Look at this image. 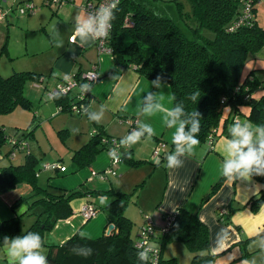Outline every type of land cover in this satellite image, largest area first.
<instances>
[{
	"label": "trees",
	"instance_id": "trees-1",
	"mask_svg": "<svg viewBox=\"0 0 264 264\" xmlns=\"http://www.w3.org/2000/svg\"><path fill=\"white\" fill-rule=\"evenodd\" d=\"M52 1L48 0V5ZM167 1L176 3L181 17L187 23L189 21L193 23L186 31L189 36L175 21L150 8L147 0H121L115 12L109 38L116 64L122 69L134 67L141 76L150 80H154L157 75L162 76L171 88L172 97H175L173 107L182 104L186 113L195 110L201 113V130L198 134L201 141L208 142L211 134H214L215 140L217 139L219 135L216 129L223 120L226 108L230 109V115L225 119V124H233L236 115L242 116L240 107L249 106L247 120L255 125H264V97L260 99L252 97L260 81L256 75H250L242 81L248 57L264 47V27L258 25L255 16L256 5L262 0H186L191 4L192 13H185L183 3L179 0ZM248 2L253 3V19L249 24L230 31L234 20L242 13L243 6ZM26 5H33L36 9L33 3L20 6ZM127 17L135 23L133 27L125 25ZM6 50L5 44L2 51ZM75 77L79 79L81 74ZM46 78L48 77L44 74L33 71L15 72L8 76L0 74V116L10 115L18 108L33 110L32 101L25 93L26 85L45 84ZM94 83L90 84V89ZM55 90L51 93L60 113L71 112L76 101V91L61 94L54 93ZM196 91H200L201 96L193 103L189 96ZM90 96L91 93L86 101L89 112ZM83 113L85 112L80 114ZM134 125H131L132 128ZM230 131L225 130L224 133L230 136ZM33 135L34 132H29L26 128L23 137H11L7 135L4 126L0 125V151L6 158L11 159L13 153L20 149L23 143H28V137ZM110 139L112 137L96 132L85 146L75 152L73 158L82 167L90 164L99 153L106 152L107 144L104 141ZM9 146L10 149L6 152ZM172 146L176 149L174 143ZM19 153L24 155L22 164H12L0 169V195L13 191L20 184L30 185L33 192L12 206L15 216L0 220V247H3L4 236L11 238L36 232L45 239L46 233L52 231L59 222L69 220L73 216L71 207L73 200L82 197H107L111 202L105 210L111 216L116 231L97 239H90L77 233L62 245L49 246L50 252L47 256L49 264H141L137 258V252L140 250L131 238L133 222L126 216L133 194L114 190L91 191L82 187L70 191L42 187L39 184L41 170L38 167L39 159L28 150ZM167 155L162 152L158 164H164ZM121 159L132 167L145 164L133 159L130 151L123 152ZM56 169L58 170L59 166ZM253 178L264 184V176ZM224 180L223 178L214 187L213 193ZM144 183L140 187H143ZM263 205L264 190L249 203L254 212H258ZM22 206H26L27 209L18 214L16 208ZM94 207L97 212L95 205ZM227 211L228 215L225 218L219 214L223 221L224 219L227 221L235 212L231 209ZM26 217L35 219L27 229L24 228L23 222ZM168 217L172 220L169 228L161 236L159 259L155 263L150 258L148 264H177L176 258L163 257V248L176 242L185 243L192 252L191 264H215L218 256L211 252L210 231L199 215L179 208L165 219ZM77 246L91 248L93 254L88 257L77 255L72 251Z\"/></svg>",
	"mask_w": 264,
	"mask_h": 264
},
{
	"label": "crops",
	"instance_id": "crops-1",
	"mask_svg": "<svg viewBox=\"0 0 264 264\" xmlns=\"http://www.w3.org/2000/svg\"><path fill=\"white\" fill-rule=\"evenodd\" d=\"M41 2H43V0H0V11L4 14L3 18L0 19V22H4L6 20L9 25H13V21L14 24H17L19 23V18L16 13H13L18 9L17 7L27 3H33L36 5L40 4ZM73 2H75V0H73ZM41 12H37L35 17L32 19L34 20V23L38 22V25H40V21H42V24L44 23ZM74 21L75 20H73L71 23L75 24ZM26 24L28 26L30 24V20H28ZM32 27L33 24L30 25V31H35ZM74 29L75 27H71L69 29V39L75 34ZM41 30H46V27L42 26ZM49 36L51 37V35ZM95 49V43L84 47L79 46V38L77 37L75 42H72L71 40L70 42H67L65 50L62 53L60 52L54 67L58 74H55L53 70L49 74H45L44 71L36 68H31L30 66H27L22 70H18L17 72L33 71L42 73L45 76H49V78H46V83L43 84V86L48 90H55L60 83L72 79L79 74L87 72L90 69V64L92 62L98 64L97 71L101 75V78L99 81L94 83L90 89L91 96L89 109L90 112H98L100 111V107L103 106L105 109L104 119L102 120V122L96 123L90 121L88 117L86 118L98 130L97 132H100V134L104 133L106 136L118 137V139L121 140V134H118L119 136H116V132H114V130L116 129V124L119 120L126 122V120L128 119H132L130 121H132L135 125L132 128L131 124L128 123L130 125L129 134H132L131 132L135 131H133V129L140 130L141 126L144 124L150 125L156 133V135L153 136L154 142L146 147L142 146L141 154L139 156L136 153L137 143L132 145L130 149H123V146H121L122 153L130 151L132 153V158L136 161L144 162L145 164L143 165H148L147 161L150 162L148 166H152L153 169L151 176L155 175L156 170H163L164 172L162 174L165 175L168 181L165 187V191H163L159 199H157L153 203L152 208L146 209V206L141 200L143 189L151 181V179H146L144 181L145 183L143 187H140L142 183L136 186L134 192L131 193L133 194V196L130 203L133 202L134 204L138 205L144 216L152 213L150 215H153L154 218H156L158 221L161 218H165L168 215L174 214L179 208H184L191 213H197L201 221L205 223L209 228L211 249L215 245L217 233H219L221 229H227L232 240L231 248L228 249V252L236 249V253L239 257L236 261L233 262V264L236 262L240 264L241 259H251V257L249 258V255H252L257 250H261L260 240L257 236L264 235V205L258 213H254L251 211L249 203L253 197H257L262 192V190H264V184L256 181L254 178H252L251 182H238L236 184H228L224 180V183L221 184V186L216 190L215 193H213V189L216 186L214 183H216L218 179L220 182L221 179L224 178L221 172L222 161L226 158L224 146L227 142V139L231 138L230 136H227L224 131L231 130V126L233 125L229 123L225 124V119L230 115V109L226 108V110L224 111V123L222 122L220 124V128H218L219 136L214 141L213 145H210L209 142L199 140L200 143L195 147L192 155L186 154L185 156L179 157L183 161V167L170 170L167 167V161L164 164H158L161 158H159L157 162L148 160L150 159V153L156 146L157 141H163L165 143L163 154L167 155L170 153H175V149H173L172 144L173 136L176 132V127L169 128L167 127L166 123L169 119L166 109H170L173 107V99L171 98L172 92L170 87H168L169 85L167 84V87L165 85L161 89H156L151 86L150 82L152 80L141 76L134 67H129L127 69H122L121 67H119L116 64L113 55L98 54L99 58L97 59ZM84 57L89 59V62L82 60V58ZM109 57L111 59H109ZM29 68L30 70H27ZM250 75H256L258 80L260 81L259 87L254 91L252 97L256 99L264 97V47L258 53L252 54L248 57L243 70L242 81H245ZM114 76L116 78H113ZM52 78L54 80V86L50 88L49 82ZM32 88H34V84H32ZM148 92L161 93L164 96L163 100H160L159 97H157V100L154 101L160 103L162 107L159 110H155L151 114H146L142 111V108L147 103L146 93ZM240 112L242 113V116H240L239 118H243L242 121L245 123V119L247 120V116L250 113V107L242 106L240 107ZM58 114H61L59 108L57 115ZM37 116L43 117L41 112H34L32 115V120L30 122V126L22 128L23 130L28 128L29 132L33 131L34 138H36V128L39 127V124L36 128L33 129L32 124H34V122L38 119ZM85 116L86 115H84V117ZM142 116H145L147 119L141 118ZM159 119L160 121L165 123L162 128H159ZM252 125L253 127L256 126L254 123H252ZM64 130L66 132H71L68 127L62 129L61 131ZM79 131L81 132V130ZM91 139L92 137L88 139L87 142L80 148L74 149L73 153L85 146ZM146 139H148L147 133H145L144 137H142V140H140L139 142H143ZM9 149L10 146L6 149V152ZM25 150H28L38 158V156L32 151V146L29 144V142L27 149ZM103 153L106 152L103 151L99 153L93 159V161L95 160L96 162L95 166L101 164V159H98V157ZM15 159H17V156L14 158V160ZM22 159L23 160H21L20 164L24 162V158ZM12 161V159L6 158L4 156V153L0 151V169L14 164ZM122 163L124 164L128 162L124 161ZM122 163V171L127 172V167H124ZM58 166L60 169L62 165L60 166L58 164ZM129 166L131 165L129 164ZM104 169L105 168L101 167L98 169V171H105L106 169ZM205 175L210 180H212L211 184L214 185L209 189H206L203 184L202 186H200ZM110 179L111 178H109V181ZM47 186L54 187L51 186L50 183ZM257 186H259V192L257 194H254L256 193ZM83 188L91 191L114 190L116 192L129 194L128 192H125L123 190H117L112 183L109 188H106L104 190L87 188L85 187V185L83 186ZM57 189L61 191H70V189L62 187H59ZM181 189L185 190L182 191ZM32 192L33 189L30 185L20 184L13 191L0 195V220H6L13 217V215L15 216L16 213H14V211L12 210V206L21 198L31 195ZM245 194H247L248 197H246ZM110 202L111 199H108L107 197H105L103 202H101V197H82L73 200L71 202L73 216L69 220L63 221V223L61 222L58 227L56 226L57 228H55L51 232L46 233L44 239L45 245H62L67 241V239H70L72 235L74 236L77 233H80L84 236H90V233L86 227L90 220L88 222H85L82 221L81 217L83 208L87 205H90V203L93 204V206H96L97 213L98 211H100V213L104 212L99 214L100 227L98 228L96 233H100L102 227H104L105 231L101 233L99 237L107 235L110 226L114 225L111 216L105 210L106 206ZM223 209L235 210V212H233V214L228 218L227 221H225L224 219L225 222L219 217V213ZM126 216L133 222V224L138 221L136 216L128 210H126ZM26 218H28L27 220H30L29 218H31L33 219V222L35 221V219L32 217ZM76 219L78 220L77 225L73 222ZM33 222H31V224H25L24 222V228H29L33 224ZM65 225L69 227L64 228ZM115 231L116 228L114 225L112 233H114ZM88 236L86 237H92ZM131 238L134 242H137V240L140 238L139 230L136 232V235H134V232H131ZM48 239L50 242H48ZM155 246L161 248V242L157 241L155 243ZM165 254L166 253L163 248V257L167 258ZM221 255H227V253H222ZM5 256L7 257L6 251L3 247H0V259L5 258ZM218 258L219 257L216 258L215 264H220V262L217 261Z\"/></svg>",
	"mask_w": 264,
	"mask_h": 264
},
{
	"label": "rangeland",
	"instance_id": "rangeland-1",
	"mask_svg": "<svg viewBox=\"0 0 264 264\" xmlns=\"http://www.w3.org/2000/svg\"><path fill=\"white\" fill-rule=\"evenodd\" d=\"M86 1L87 0H75V2H73L72 0H54L50 5H48V0H43V2H41L40 4H36V9H34L32 13H29V15L28 13H21L20 10H16L15 12H13L17 14L19 23L14 24L13 21V25H9L6 20L4 22H0V73L3 74V76H8L13 72H17L18 70H22L27 66H30L31 68H36L44 71L45 74H49L52 70L55 74H58L54 69L57 58L60 52L62 53L65 50L67 42H70L69 29L71 27H75V24H72L71 22L75 20L76 14L82 11V7L85 5ZM179 1L183 3V10L185 13H192V7L189 2H187L186 0ZM147 3L149 4L150 8L155 9L157 12L175 21L185 31L186 34L189 26H193V23L191 21L187 23L181 17L178 11L179 7L176 3L168 2L167 0H147ZM256 9L257 11L255 12V16L257 23L259 26L264 27V0L256 5ZM37 12L42 13V19H44L43 24L42 21H40V25H38V22L34 23V20H32ZM24 20L26 21V23L28 22V20H30V24L27 26ZM32 24V28H34L35 31H30V25ZM42 26H45L46 30H41ZM57 32L59 33V38L56 37ZM49 35H51V37ZM57 39L63 41V47L57 48L55 46ZM5 43L7 44V50L3 52L2 48ZM95 48L98 59L99 55L104 54H100L96 46ZM109 59L111 58L109 57ZM82 60L89 62V59L85 57L82 58ZM90 66V69L88 71L94 70L96 68L98 70V64H95V62H92ZM27 70H30V68ZM96 74L99 76V79L97 80L99 81L101 75L98 71L96 72ZM46 77L49 78V76ZM53 86L54 80L52 78L49 82V87L52 88ZM51 91L53 90L44 88L42 83L34 85V88H32V84L29 83L26 85L25 93L32 101L33 110L29 111L18 108L10 115L0 116V125L4 126L8 136L23 137L24 130L22 128L30 126L33 113H42L43 117L37 116L38 119L34 122V124H32V129L36 128L39 124V127L36 128V138L28 137V142L32 146V151L39 158L38 167L39 170L41 169L39 172L40 186L45 187L50 183L51 186H54L51 188L62 187L68 188L70 190H75L80 187L83 188V186L85 185V187L87 188L104 190L106 188H109L112 183L117 190H123L131 194L134 192L138 184L144 183L146 179H151V181L143 189L141 200L146 206V209L152 208L153 203L157 199H159L163 191H165L166 184L168 183L165 175L162 174L164 171L156 170L155 175L151 176L153 169L152 166H148L150 162L147 161L148 165H141L139 167H131L128 163H122L124 167H127V172H123L120 163L117 169L118 175L110 176L109 178L111 179L109 181V178L103 177V171H98V169L101 167L108 169L111 165V160L107 152L98 157V159H101V164L95 166L96 162L94 160L90 162V164L82 167L73 158V155L75 153H73V150L76 148H80L87 142L88 139L93 136V133L97 132L98 130L86 118L87 115L85 113L80 114L78 112L71 111L63 112L57 115L58 107L54 102ZM84 115L86 116L84 117ZM141 118L147 119L145 116H142ZM224 119L225 118L223 117V123ZM248 121L249 120L245 119V123L253 126L252 123ZM164 124L165 123H163L159 119V128H162ZM67 127L71 130V132H66L65 130L61 131L62 129ZM115 128L116 129L114 130V132H116V136H119L118 134H121L120 136L122 137V139L127 135H130V125L124 121L119 120ZM79 130H81V132ZM134 130L136 131V129H133V131ZM112 139L121 141V139H118V137H112ZM153 139L154 137H152L151 139L148 138L145 141L138 142L136 144V153L138 156L141 154V147H146L152 144L154 142ZM156 143V146L150 153V159H148L153 160V162H157V160L159 159V157L154 156V149L159 146V149L163 151L165 147V143L163 141H157ZM126 148L130 149V147H123V149ZM16 156L17 159H11L13 160L12 162L14 163V165H19L21 160H23L22 158L24 155L17 152ZM47 164H50L53 167L58 164L62 166L58 170L56 168L54 169L53 167L47 169ZM211 183L212 180H210L205 175L200 186H202L203 184L206 189H209L210 187L214 186ZM218 183L219 179L214 184L217 185ZM24 209L26 210L27 207H17L16 212H18V214H21L25 211ZM127 210L134 214L138 220L135 224L132 225L131 228V232H134V235H136V232L138 230L141 233L145 229V226L147 224L146 219H150L152 221L153 227L155 228V233L157 235L160 233L161 229L167 225L168 221L165 218H161L158 221L156 218H154L153 215H150L152 213L144 216L139 206L134 204L133 202L129 203ZM101 213L100 211H98V213H96V216L93 217L88 223V225H90L86 226L90 233L89 235L92 237L88 235L86 236L90 237V239L99 238V235L105 231V228L102 227L100 233H96V231L100 227L99 214ZM81 217L82 221L88 222L82 214ZM27 219L28 218H26L24 221L25 224H31V222H33V219ZM73 222L77 225L78 220L76 219ZM60 223L61 222H59L56 226L58 227ZM66 227L69 226L65 225L64 228ZM68 240L69 239H67V241ZM48 242H50L49 239ZM45 248L46 255L48 256L50 252L49 246L45 245ZM164 250L167 258L173 257L177 259V264H191L193 254L188 249L185 243H170L164 247ZM250 257L251 259H256L257 264H264V251L257 250L252 255H249V258ZM0 263L8 264V257L5 256V258L0 259ZM234 264L238 263L236 262Z\"/></svg>",
	"mask_w": 264,
	"mask_h": 264
},
{
	"label": "clouds",
	"instance_id": "clouds-1",
	"mask_svg": "<svg viewBox=\"0 0 264 264\" xmlns=\"http://www.w3.org/2000/svg\"><path fill=\"white\" fill-rule=\"evenodd\" d=\"M119 0H105L95 11L82 10L75 16L74 35L70 38L75 42L79 38V46L84 47L95 43L96 41L107 40L110 37L112 22L115 19V12L118 8ZM59 38V33H56ZM57 48L63 47V41L57 39L55 43ZM113 78H116L115 76ZM151 86L156 89H161L167 85L162 76L157 75L151 82ZM90 91V85L85 84L81 86V92L86 93ZM201 94L196 91L189 96V99L196 103ZM159 97L164 99L161 93H146V105L142 111L146 114H151L155 110H159L162 105L154 102ZM173 100L175 97H171ZM90 121L100 123L104 119L105 109L100 107V111L89 112L87 108L84 109ZM169 119L167 120V127H176V132L173 136V143L176 145L175 153L167 155V167L170 170L183 167V161L179 158L182 156L192 155L194 149L199 145L198 134L201 130L200 120L201 113L197 110L191 113H186L183 105H176L170 109H166ZM188 117L183 119V117ZM178 125V127H177ZM145 133L149 139L156 135L155 130L147 124L141 126L140 130L132 132V134L124 137L120 144L123 147H131V145L138 143ZM230 139L224 146L226 158L222 161L221 172L228 184H236L238 182H251L254 176H264V125L250 126L244 122H234L231 126ZM111 155L117 157L116 151L113 149ZM184 191L185 189H181ZM259 192V186L256 188V193ZM246 197L247 194H245ZM105 197H101L103 202ZM260 240V249L264 251V235L257 236ZM232 240L227 229H221L216 236L215 245L211 251L219 258L217 261L220 264H233L239 257L236 249L228 252L231 248ZM2 246L6 251L8 257V264H49L45 241L39 233L28 232L27 234L18 235L15 237L4 236ZM77 255L84 257L91 256L93 250L88 247L77 246L72 249ZM154 250L150 247H144L137 252V258L141 264H148L150 254ZM227 253V255H221ZM240 264H257L256 259H241Z\"/></svg>",
	"mask_w": 264,
	"mask_h": 264
},
{
	"label": "built area",
	"instance_id": "built-area-1",
	"mask_svg": "<svg viewBox=\"0 0 264 264\" xmlns=\"http://www.w3.org/2000/svg\"><path fill=\"white\" fill-rule=\"evenodd\" d=\"M54 1V0H53ZM52 1V2H53ZM73 1V0H72ZM105 2V0H87L85 5L82 7V10H88V11H95L101 4H103ZM121 0H119V4H120ZM118 4V5H119ZM253 3L252 2H248L243 6V10L242 13L240 15H238L237 19L234 20V23L231 25L230 27V31L233 30H237L240 26L249 24V22L253 19ZM21 11V13L26 14V13H32L34 11V6L33 5H26L25 7L20 6L19 9ZM4 14L0 11V19L3 18ZM125 25L128 27H133L135 25V23L130 19V17H127L125 20ZM113 28V27H112ZM112 28H111V32H112ZM111 35V33H110ZM110 38V37H109ZM109 38L107 40H103V41H96L95 42V46L97 47L98 51L100 54H110L113 55V50L109 44ZM97 72V68L94 70H90L87 72H84L81 74V78L77 79L76 77L64 81L62 83H60L57 86V89L54 91V93H61V94H69L71 92L76 91V101L74 102V105L72 106V112H78L81 113L84 111V109L87 107L86 105V101L89 98V94L90 91L86 92V93H82L81 92V86L88 84L90 85L91 83L97 82V80L99 79V76L96 74ZM53 96V93H51ZM248 98V97H247ZM85 112V111H84ZM240 115H236L234 122H243L241 118H239ZM127 123L129 124H133L132 121L127 120ZM96 132H94L93 134H95ZM215 141V136L214 134H211L209 137V144L213 145ZM107 144V154L110 157L111 160V165L108 169H106L105 171H103V177L104 178H109L110 176H117L118 172V166L120 165V163L122 162L121 156H122V148H121V144L120 141L116 140V139H110V140H105L104 141ZM15 144V142H14ZM28 143H23V145L20 147V149L16 150L13 155L12 158L16 157V153L19 151H23L25 149H27ZM164 146V145H162ZM115 150L117 153V157L118 158H114L111 155V151ZM163 151L159 149V146H157L154 150V156L155 157H161V153ZM53 166H51L50 164L46 165V168H52ZM58 165H56L55 167H53L54 169L57 168ZM96 210L95 207L90 204L87 205L83 208L82 210V215L85 217V219L87 221L91 220L93 217L96 216ZM228 211L227 209H223L220 211V216L225 217L227 215ZM171 217L167 218V225L161 229L160 233L157 235L155 233V228L153 227V223L150 219H146V226L145 229L140 233V239L138 240V242H136V247L139 250H142L144 247H150L154 250L153 253L150 254V258L152 261H154L155 263H157L158 259H159V254L161 252V248L158 246H155V243L157 241H161V236L164 235V232L169 228L170 224H171Z\"/></svg>",
	"mask_w": 264,
	"mask_h": 264
},
{
	"label": "water",
	"instance_id": "water-1",
	"mask_svg": "<svg viewBox=\"0 0 264 264\" xmlns=\"http://www.w3.org/2000/svg\"><path fill=\"white\" fill-rule=\"evenodd\" d=\"M113 229H114V225H111L108 232H107V235H110L112 233Z\"/></svg>",
	"mask_w": 264,
	"mask_h": 264
}]
</instances>
